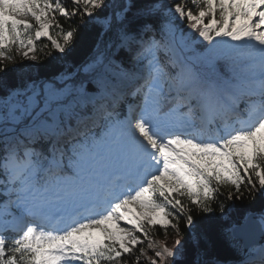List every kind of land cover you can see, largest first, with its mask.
Masks as SVG:
<instances>
[{
	"label": "rangeland",
	"instance_id": "obj_1",
	"mask_svg": "<svg viewBox=\"0 0 264 264\" xmlns=\"http://www.w3.org/2000/svg\"><path fill=\"white\" fill-rule=\"evenodd\" d=\"M217 1L223 3L225 8L231 9L233 11V16L231 17L232 28L219 32L215 36L210 35V32L215 29H211L210 26L204 24L205 17H203L202 14L200 17H192L180 8H172L169 10L171 18L177 21L179 25L185 26L184 30L191 33L193 38H196L198 42L203 44L206 43V40H209V43L207 51L201 54H195L184 48V38H175L173 39V45L169 46L168 63L178 67L176 54L180 56L181 53L177 52V47L175 46L184 48L185 50V56L183 58L180 56L184 65L188 66L194 64V66L200 68L201 71L205 73H207L210 68L218 70V60L223 59L226 64H228L226 69L233 79L228 82L225 80V77L221 76L219 71L218 73L220 75V81L229 88L228 91L230 93L226 96L230 98L227 99V102L232 103L236 98L244 97V90H246L248 86L254 87L253 90L255 91L253 92L258 90L262 92L264 89V82L255 83L252 81L256 75L253 78L250 76L248 77V75L245 76L242 74L243 71L240 72L238 70L239 67L243 66L241 63L248 59L247 53L237 52V55L226 43L237 29H242L249 34L246 39L247 46L256 45L264 40V0ZM71 2L77 4L82 3V6H85L87 9L90 8L89 10L91 11V8H99L104 0H71ZM107 3V8L111 7L112 9L111 13L114 15L115 22L121 23L124 18L123 5H125V0H109ZM49 10L50 7L47 0H0V62H11L15 64L16 61H14L12 57H9L10 54H8L9 48L15 44L18 60L28 65L35 64L33 41L27 40L13 43L7 31L5 20L13 19L17 26H20L23 22L29 26L34 23V34L36 39L49 37L47 31V25L50 24L47 16ZM85 15L87 16V10L85 11ZM187 17L195 21V24L189 26V23L183 20V18L187 19ZM139 29L140 27L134 33H137ZM135 39H133L132 35H129V32L122 33V31H119L118 36L116 35V49L119 50L125 48L127 44L135 43ZM140 49H142L144 57L145 54H147V58L143 60L144 57L140 58L137 56L138 58L136 60L130 61L136 75L129 81H124L122 75L112 67L114 61L111 57L107 56L106 61L102 62L104 60L103 58L109 54L105 52V54H102L104 56L101 55L94 59L91 62L92 64L89 63L88 65L91 64L90 67H87L88 65L86 66L87 69L84 70V75H80L81 77H79L78 80L77 76L79 74L72 77L64 76L53 83L35 84L33 87L27 88L24 91L14 92L10 94L5 102L0 101V127L3 125L0 128V143L5 151L3 160L0 162V174L6 179L7 184L19 178L21 179V188L28 193L31 192L28 185L33 180V172L29 170L30 166H32V161L29 156L31 153L34 154L35 152V149L33 150V142H37L38 139L44 138L43 136L45 133H53L55 127L59 125L61 116H68V107L74 106L76 102L81 103L82 100L92 101L94 108L90 115L93 116L87 118L85 124L96 121L100 117L95 118L94 114L100 113L103 109H109L113 104L120 102L114 99L121 98L128 93L126 88L118 87L120 84L124 86L128 83L129 86H132L134 82L138 83L146 77V72H144L146 68L149 70L152 67H164L160 62L158 54L159 52L165 53V50L156 47H148L147 44L142 46V48L139 47V51ZM135 54L136 49L133 55ZM97 61L101 66L97 70L95 69L96 75L93 78L96 91L93 94L90 92H83L82 86L84 81L88 80L91 76L94 70L93 67L95 68L99 65ZM133 61H136L137 66L135 65L134 67ZM162 74L166 75L167 72H163ZM192 76L194 78V75ZM187 82L188 84L192 82L191 76L187 78ZM111 89H116V96H111ZM195 91L196 90L193 92L196 94ZM195 97L196 98H191L196 102L194 108H197L205 98L204 96L198 98L196 95ZM196 99L198 100L196 101ZM25 118L32 121L31 123L27 122L29 126L35 123V121L43 118H45L44 120L50 118L49 120H51V123L37 124L30 129H19L20 126H18V124L26 122L24 121ZM244 133L248 135L245 134L243 139L235 134L236 140L231 143L232 150L230 154L224 152L222 155H216L211 158V166L216 168L218 173H221V175L227 178H234L237 174V165L232 161L234 156L249 162L252 158V151L254 148L264 151L263 123L255 130V134H253L254 131L251 133L244 131ZM46 141L48 144L51 142L54 143V139L52 138ZM52 143L50 147L53 146ZM123 143V139H120L117 133V136L110 140L109 144L98 141V143H94L92 146L90 144L85 146L82 148V153L78 155L77 162L73 166L74 174L72 176H66L64 179L58 177L53 179L50 183H42L40 189L36 190L35 193H37V196L40 195L43 197L42 202L45 206L51 205L53 199H58L63 203L84 196L89 190L79 194L78 189L83 186L87 187L91 182L93 174L99 175L101 168L114 164L113 157L116 153L119 154ZM13 146H18L20 151L23 152V154L21 153V157L24 156L26 158L24 168L20 171L18 170L20 173L17 174H15L13 168H11L12 163L15 165L13 157L11 156V149H13ZM57 148H59V146H57ZM194 150L195 149L192 147L185 148L184 151L187 154L186 156H182L180 162L182 167L176 168L175 177L171 178L174 181H178L176 180V178H178L180 180L178 182L181 183L182 186H188L193 192L196 191L199 186L204 185V180L198 172L197 162L193 156L195 154ZM202 151L205 153L211 152L208 147H203ZM221 151L222 150H219V152ZM53 163V160L47 163V167L45 166L44 170H51L52 165L49 164ZM238 165L240 166V164ZM249 166H251L250 162L247 167ZM3 178L0 182H3ZM171 179L170 181L160 179L155 181V186L157 190H159L161 198L164 194H171L174 192L171 186ZM156 188L152 184L147 185L143 195L136 197L133 201L131 200L130 202L117 205V208L111 213L109 220L98 222L99 225L97 227L94 225H84L75 235L70 237L60 236L56 237L54 240L44 241L39 237H27V239L33 240L30 242L35 243L37 248H40V253H45V256H42L49 260V264H76V257L80 250L91 247L92 239L96 244H100L99 237L104 238L103 240L118 244L121 248L125 249L126 246L123 243V239L135 231H140L143 224L167 223L164 212L165 207L169 206V203L163 201L162 204H159L152 200V195ZM148 192H151L152 195ZM32 193L30 196H32ZM10 202L14 203L15 201L10 200ZM11 206L12 204H10L8 200H5L0 205V214L9 213ZM153 215H156L154 219L152 218ZM261 216H263V218H261ZM261 216L258 219L260 220L262 228H264V214ZM121 218L122 221L119 222ZM164 241L165 240L147 238L146 242L150 244L149 248L153 255L150 258H146L148 263L175 264L176 260H181L180 243L171 242V244L166 247L163 243ZM262 249H264V243L258 247V250L252 248V255L250 257H246L244 260L238 261L235 264H245L247 261V264L260 263L262 260Z\"/></svg>",
	"mask_w": 264,
	"mask_h": 264
},
{
	"label": "trees",
	"instance_id": "obj_2",
	"mask_svg": "<svg viewBox=\"0 0 264 264\" xmlns=\"http://www.w3.org/2000/svg\"><path fill=\"white\" fill-rule=\"evenodd\" d=\"M107 1L109 0H104L99 8H91V11L90 8L82 6V3H73L71 0L49 1L51 6L47 14L50 23L49 37L35 39L31 36L34 42L35 64L28 65L19 61L15 44L9 48L8 54L16 61V65L11 62H0V101L5 102L14 92L24 91L35 84L53 83L64 76L72 77L79 74L78 80L80 75H84V70L90 67L91 62L105 52L109 54L102 62L106 61L107 56L111 57L114 61L112 67L122 75L124 81L133 79L136 72L130 61L135 51L134 43L117 50L116 35L118 36L119 31L136 32L142 27L145 30L144 35L152 32V36L158 34L160 39L171 19L169 10L172 8H180L192 17H200L202 14L205 17L204 24L212 23L216 32L223 30L227 24V15L233 14V11L225 8L224 4L212 0H125L124 18L121 23H117L111 13V7L107 8ZM86 10L90 12L89 17L85 15ZM183 20L187 21L189 26L195 24V21L188 17ZM202 47L201 51L206 48L205 45ZM89 63L91 64L88 65ZM100 66L101 64L93 67L91 76L84 81L82 87L85 91H96L93 78ZM110 91L111 96H116V89ZM93 108L92 101H85L82 106L75 105L72 110H68L66 120L62 121L57 129L65 132L77 116L90 115ZM100 119L94 123L97 124ZM24 121L26 122L19 123L18 126L26 127L29 126L27 122H32L28 118ZM35 125L32 123L31 128ZM87 125L92 126L90 123ZM106 129L107 126L103 124L92 128L89 133L98 137L107 131ZM61 141L62 143L57 142L58 145L65 146L70 140L63 137ZM36 146L37 150H44L43 144L39 143ZM65 148L63 161H66V156L74 158L77 148L72 146ZM45 153L48 154V150ZM4 154L0 143V161ZM244 165L246 175L240 173L235 182L217 174L209 175V187L205 193L200 191L191 194L186 189L175 188L171 196V206H167L164 213L166 224H143L140 231L128 235L123 240L125 249L104 241L103 246L96 250L95 259H92L93 264H150L146 258L153 255L149 248L150 244L146 242L147 238L165 240L163 243L166 247L171 242H179L181 260L193 264H235L244 260L247 256L242 259L241 244L232 240L229 229L243 222L248 214L264 213V152L257 150L251 166ZM0 264L35 263L32 256L23 251L17 240L9 238L5 240L3 251L0 253Z\"/></svg>",
	"mask_w": 264,
	"mask_h": 264
},
{
	"label": "bare ground",
	"instance_id": "obj_3",
	"mask_svg": "<svg viewBox=\"0 0 264 264\" xmlns=\"http://www.w3.org/2000/svg\"><path fill=\"white\" fill-rule=\"evenodd\" d=\"M249 34H247L245 31L242 29H237L233 35L227 40L228 46L236 52H246L248 59H246L243 63H241L243 66L239 67L238 70L242 72L243 75L248 77H254L255 75L259 76L262 72H264V53H262V50L264 49V40L260 41L256 45H251L247 46L246 45V39L248 38ZM238 55V54H237ZM190 69V68H189ZM194 70V78L193 82H195V92L196 94H200L202 91V88L205 93H207V98H211L213 95V92L215 89H220L222 88V84L220 81V75L218 71L215 68H210L207 73L201 71V70ZM122 88V87H121ZM119 89V88H118ZM194 93V92H193ZM111 98V97H110ZM37 125V124H36ZM35 125V126H36ZM166 128H162L161 130L164 131ZM54 131H58L57 127H55ZM57 133L55 134H44V139H55ZM131 145H134V142H130ZM123 152H126V147H123ZM11 156L13 157V160L15 162V165L13 163L11 164L13 168V171L15 170H22L25 165L26 158L23 156L21 157V153L23 152L20 151V148L18 146H13V149H11ZM176 153L175 151H172V154ZM170 156H166L165 160H168ZM127 167V165H125ZM117 174L119 172L116 170ZM133 192L131 191H126L124 195H132ZM84 204H79L78 206H83ZM125 209V208H124ZM156 215H153L152 218L154 219ZM122 221V218L119 220V222ZM256 222L259 224L258 219H255L253 221H249L250 223V230H252L253 227H255ZM182 262H187V264H193L192 262H189L187 260H181ZM223 264V263H221ZM228 264H233V263H228Z\"/></svg>",
	"mask_w": 264,
	"mask_h": 264
},
{
	"label": "water",
	"instance_id": "obj_4",
	"mask_svg": "<svg viewBox=\"0 0 264 264\" xmlns=\"http://www.w3.org/2000/svg\"><path fill=\"white\" fill-rule=\"evenodd\" d=\"M254 218L256 219V216L253 214L246 215L243 224L230 229L231 235L241 242L244 250L259 245L263 238L260 225L257 222L255 227L250 230L249 221H253ZM175 264H187V262L176 261Z\"/></svg>",
	"mask_w": 264,
	"mask_h": 264
}]
</instances>
